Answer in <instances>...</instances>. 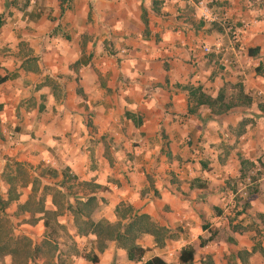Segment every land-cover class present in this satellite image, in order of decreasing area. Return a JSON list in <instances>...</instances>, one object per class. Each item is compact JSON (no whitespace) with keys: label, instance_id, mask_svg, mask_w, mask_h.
<instances>
[{"label":"crops","instance_id":"1","mask_svg":"<svg viewBox=\"0 0 264 264\" xmlns=\"http://www.w3.org/2000/svg\"><path fill=\"white\" fill-rule=\"evenodd\" d=\"M200 1L68 0L62 14L61 0H0V76H12L0 86V165L26 163L44 185L63 182L66 171L67 179L101 186L95 193V222L115 223V210L123 202L149 215L169 232L163 248L152 235L139 239L150 249L146 259L159 256L180 264L181 250L193 245L195 264L208 256L215 264H242L237 257L241 251L249 252L246 264H264V255L253 251L252 233L236 230L252 211L264 215V204L258 197L251 200L253 210L239 213L240 221L231 223L224 215L238 206L237 193L214 190L239 175L240 157L264 162V115L256 107L264 102V0H211L214 17L228 18L239 28L245 51L232 68L203 51L219 42L229 46V34L220 23L200 18ZM18 6L26 8H14ZM33 9L42 11L37 20L28 14ZM23 42L33 59L20 53ZM8 48L13 51L2 56ZM250 49H258L256 56L249 55ZM228 53L233 57L230 48ZM82 55L86 64L78 67ZM228 81L244 84L255 100V115L239 108L205 121L209 109L190 115L189 92L175 88L201 85L215 96ZM223 145L231 146L228 154L221 153ZM207 156L211 163L203 165ZM48 169L57 170L58 178L45 175ZM199 178L206 183L198 188L190 183ZM29 186L15 203L29 200ZM56 187L63 195L68 189ZM44 190L37 191L38 198ZM77 196L84 199L83 193ZM46 198L45 209L57 211L54 194ZM74 203V196L66 197L67 205ZM65 213L59 222L73 226V214ZM217 224L231 238L197 245ZM35 226L46 229L43 219ZM77 238L85 242V252L95 250V236ZM99 259L98 264H143L129 261L115 242H108ZM69 264L94 263L73 255Z\"/></svg>","mask_w":264,"mask_h":264},{"label":"trees","instance_id":"2","mask_svg":"<svg viewBox=\"0 0 264 264\" xmlns=\"http://www.w3.org/2000/svg\"><path fill=\"white\" fill-rule=\"evenodd\" d=\"M68 0H61V13L65 12V4ZM158 8L155 7V12L158 13ZM42 12V11H41ZM41 12L36 14H30V18L37 20L41 17ZM146 14L144 11L143 21L147 25ZM2 15H0V28L2 26ZM145 35H148L146 30ZM68 38V36H67ZM258 49H250L249 55L256 56ZM85 57L82 55L80 61L76 66L85 65ZM12 78L10 74L0 76V86L5 84ZM160 86V85H159ZM176 89H182L189 92V108L188 113L190 115H198L199 110L203 107L209 109V113L205 115L204 120H212L215 117L225 116L230 114L239 108H253L255 106V100L253 96L246 91L244 84L241 81L236 83L225 82L215 96H212L205 92L203 86L198 85H176ZM80 94V91H79ZM256 107L261 115H264V102L256 104ZM4 109V105L0 104V114ZM129 119H132L137 125L138 121L135 115L127 114ZM3 137L0 121V139ZM241 170L240 179H245L246 170L248 167L255 166L251 160L240 157ZM16 166L17 176H8L5 180L7 189V198L5 199L0 195V262L5 257H12V264H38V260H43L45 264H52L50 261L56 257L57 264H66L59 261V257L55 254L57 249L52 248L53 239L50 236H46L42 244L35 243L26 234H16V231H21L13 223L14 219L25 217L27 214L31 216L29 224L35 225L41 219L44 220V226L46 229L51 227V221L58 215V210L45 209L42 201L38 202V207H34L31 202L36 198L38 191L37 179H32L30 171L32 167L26 163H14ZM45 175H49L50 178L57 179L59 174L55 169H48ZM44 174L40 175L42 178ZM63 182L67 183L68 174L63 171ZM71 181L77 182L76 177H70ZM20 183L21 187H28L30 184L33 186V192L29 197V200L24 204H19L17 210L13 213L7 212V209L12 203L18 202L20 194L18 193L17 185ZM80 186L86 187V191L83 193V198L78 197V192L72 193V189H66L64 197H75V203L73 205L68 204L67 209L74 216V229L75 233L79 236H95V250L91 252L76 253L83 260L98 264L100 262L99 253H103L107 249L108 242H115L118 248L124 249L127 252L129 261L143 264H169L159 256H152L146 259L147 253L150 249L142 247L138 241L143 235H152L155 239V243L158 248L165 246L168 230L160 227L153 222L149 215L139 214L138 211L130 204L125 202L120 203L116 210L115 215L117 221L111 223L108 220H101L95 222L93 215L98 206V199L95 193L101 190L102 187L93 183L79 182ZM259 191H252L248 189L247 201L252 198L258 197ZM77 197V198H76ZM36 214H42L41 218H35ZM264 219V215H259ZM213 238L201 242L200 246H205ZM97 251V252H96ZM196 248L193 245H188L181 250L179 261L180 264H195ZM249 254L247 251H241L237 254L242 264H246V256ZM200 264H215L211 256L203 259Z\"/></svg>","mask_w":264,"mask_h":264},{"label":"rangeland","instance_id":"3","mask_svg":"<svg viewBox=\"0 0 264 264\" xmlns=\"http://www.w3.org/2000/svg\"><path fill=\"white\" fill-rule=\"evenodd\" d=\"M26 2L23 1L24 3L23 6H25ZM14 8L24 10L26 7L18 6ZM38 12H39L38 10L33 9L31 13L36 14ZM31 13L28 12L29 15ZM48 18L49 20H52L51 14L49 15ZM27 28L31 29L30 27H27ZM22 44L19 46L20 53L30 56L29 59H33V55H31V48L29 47V44L28 46H26V42H23ZM8 51H13V50L11 48H8L6 50L3 49L1 55L5 57L8 56L9 55ZM218 62L220 63V59L218 60ZM232 67H234V65ZM232 67H229V68H232ZM0 68H1V63H0ZM254 109L256 108L255 107L248 108L249 112L252 111L251 114L253 115H255L254 114L255 112H253ZM254 118H251V119L249 118V120L252 122H255ZM230 150H231V146L223 145L221 153L228 154ZM208 157L210 156H207V158L206 157L203 158V161H202L203 165L204 164L207 165L211 163ZM14 163L16 162H12V163L7 162L6 164H3L2 166L0 165V195H2V197H4L5 199L7 198V189H8V185H6L5 183L6 178L8 176L13 177V176L18 175L16 171V166ZM253 163H255L254 164L255 166L248 167V169L246 170L247 178L240 179V173H239L237 177H234V178L230 177L229 179L224 180L221 183V185L223 186H218V187L216 186L214 188L215 190V189H219V187H225V189L227 190L229 189L237 193L236 197L234 198V201L237 202L238 206L236 208H229L227 210V214L224 215V218L228 219V221L231 223L237 220L240 221L239 216L241 215H239V213L242 214V212H245L247 215L248 213L246 210H253L250 204V201L256 200L257 197L252 198L250 201H247L248 189L252 191H259L260 194L258 196V199L260 202L264 204V180H262L264 179V162L260 160V161L253 162ZM30 174L33 180L37 179L39 183L38 190H40L43 186L45 187V190H44L45 195L38 198V194H37L36 198L32 200L31 204L34 207H38V202L40 201L39 199H41L42 204L44 205V207H46V202H47L46 195L48 193H53L55 197V202L58 207V215L56 216L55 219L51 221V227L48 229H45L44 232L41 230V228L35 225L29 224V222L31 221V216L29 214L19 219L13 218L12 220L13 223L18 227V229L21 230V231L19 230L16 231V234L24 233L27 235V237H30L35 243H38V244H42L46 236L52 237L54 242L52 244V248L50 247V249H53V250L57 249V253L55 254V256L57 255V257H59L60 262L69 264L72 261V256L76 255V253L85 252L86 251L85 247L87 246L84 244L85 243L84 241H79L73 226L69 227L68 225L61 224L59 222V219L61 218V216L66 215L65 212L67 209V206H66L67 204H66V197H64L62 192H59L56 186L62 187L66 185L67 188L72 189V193H75V192L82 193L86 191L87 189L86 187L80 186L77 182L71 181L70 179L67 180L68 181L67 184H65L64 182H58L54 186L44 185L43 181L36 178L35 174L32 171H30ZM169 179H171V181L173 182L175 181L173 177ZM219 180H223V179L219 178ZM187 183L189 184V182ZM190 183L198 188L199 185H201L202 183H206V182L203 181L201 178H199L197 182L194 183V180H191ZM18 184L19 185H17V189H18V193L20 194V197L22 195H26L27 188L30 186L21 187L19 182ZM244 192L246 193V195L244 194ZM17 207H18V203H12L10 207L7 209V212L13 213L17 210ZM237 208H240V209H237ZM222 211L224 212L225 210L223 209ZM214 213L218 215L221 214L220 210L218 209H216ZM260 214H261L260 212L252 211V214H249L252 216L250 217L248 221L239 222L238 224H236V226L238 227L236 228V230H240V231L249 230L252 233L251 237L255 245L253 248V251L259 252L263 256L264 255V219L259 216ZM37 215L38 214L35 215V218L37 217ZM210 225L211 223L203 224L205 228L210 227ZM243 225H246V226H243ZM232 226L233 224L231 225V228ZM206 235L207 237L205 239L202 237L200 238L197 245L199 244L200 246L201 242L207 241L215 237L223 238V239L231 238L229 231L227 230L225 226H223V224H217V225L212 226V228H209V231ZM230 261L232 262L233 260L231 259ZM37 263L45 264L43 260H38ZM50 263L57 264L56 257H54L50 261ZM0 264H12V257L11 256L5 257V259L2 262H0ZM229 264H233V263H229Z\"/></svg>","mask_w":264,"mask_h":264},{"label":"built area","instance_id":"4","mask_svg":"<svg viewBox=\"0 0 264 264\" xmlns=\"http://www.w3.org/2000/svg\"><path fill=\"white\" fill-rule=\"evenodd\" d=\"M213 3L211 0H202L199 2V7L201 9L200 18L204 21L211 23H220L222 27L229 34V46L225 45L222 42L216 43L214 45H206L203 47V51L206 55H216L220 56V63L225 68L235 66L236 58L240 57L245 49L242 44L239 28L236 23L230 21L228 18L222 20L214 17L212 14L210 5ZM230 50L233 53V57L228 53Z\"/></svg>","mask_w":264,"mask_h":264}]
</instances>
